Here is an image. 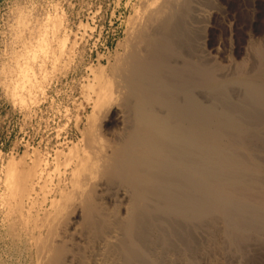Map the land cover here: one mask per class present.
Listing matches in <instances>:
<instances>
[{"label":"bare ground","instance_id":"bare-ground-1","mask_svg":"<svg viewBox=\"0 0 264 264\" xmlns=\"http://www.w3.org/2000/svg\"><path fill=\"white\" fill-rule=\"evenodd\" d=\"M210 3L157 0L117 67L122 132L79 215L107 264H264V41L241 63L205 54ZM58 241L49 264L81 261Z\"/></svg>","mask_w":264,"mask_h":264},{"label":"rangeland","instance_id":"rangeland-1","mask_svg":"<svg viewBox=\"0 0 264 264\" xmlns=\"http://www.w3.org/2000/svg\"><path fill=\"white\" fill-rule=\"evenodd\" d=\"M156 2L0 0V264H47L58 238L83 250L66 264H107L79 215L93 182L107 188L95 173L123 128L118 69ZM202 7L201 43L219 63H241L264 41V0Z\"/></svg>","mask_w":264,"mask_h":264}]
</instances>
